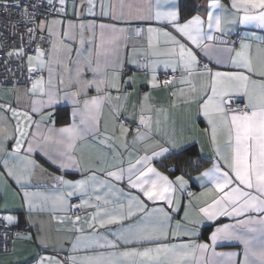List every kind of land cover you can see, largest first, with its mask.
<instances>
[{"label":"snow or ice","instance_id":"6c2138e0","mask_svg":"<svg viewBox=\"0 0 264 264\" xmlns=\"http://www.w3.org/2000/svg\"><path fill=\"white\" fill-rule=\"evenodd\" d=\"M47 2L49 5L53 4V0ZM59 2L62 6L65 4V0ZM166 2L167 0L163 3L162 0H143L136 5L121 3L117 10V5L111 3L106 5L104 0H99V14L129 25L134 22H164L179 35L180 38L164 28L151 26L147 28L148 50L144 54L152 71L151 79L147 83L153 87L160 84L156 69L161 63L174 74L177 71L182 73L181 85H192L190 78L195 75L206 77L199 91L195 86L191 91L197 94V115H202L206 119L207 127L202 131L209 136L215 154L212 166L201 172L198 178H206L211 187L205 188L199 194L188 193L197 202V207L193 210L190 200L189 204L184 206L182 220H177L175 227L172 226L173 216L178 214L182 207L175 193L177 188L184 191L188 181L184 175L176 176L175 180L169 179L152 165V161L155 157L168 153L169 145L172 149H177L181 148L185 141L176 137L174 127L169 132L166 122L165 127L161 129L160 120L156 121L157 134L163 130L166 139L163 142L154 140L151 134V116L145 115L146 111H151V106L147 104L150 98L148 93L143 96L144 104L136 123L134 141L153 143L145 148V154L139 156L135 163L129 160L127 168H124L122 166L124 161L120 159V153L114 147L115 141L122 138L119 146L124 150L128 149L127 135L130 129L124 123L119 125V138L106 136L104 140L98 141L115 153L111 162L106 154H98L90 158L91 162L85 169L82 163L83 156L78 158L75 155L79 142L90 136L99 135V122L104 104L112 99L111 89H120V72L123 67L119 60L121 45H127L131 38L130 33L140 35L144 29L118 27L116 23L97 24L94 20L81 22L79 44L83 47L88 43L93 47L87 50L86 55L81 48L76 49L77 67L72 77V69L69 68L67 59L70 58L73 49L70 43H65V39L76 41L74 30L77 25L69 21L68 29L61 34L54 29L55 25L62 24L60 20L41 19L36 22L39 15L37 9L41 7L36 0H12L11 4L9 0H0V9L15 7L18 10L19 19L9 21L7 27L15 31L23 25L26 29L24 34L29 37L30 43L34 42V34L37 31L43 32L45 29L49 36L56 37L51 41V50L47 54L39 46L35 48V57L28 55L24 47L8 53V56L15 55L19 58L27 56L30 74L37 68L43 71L47 67L48 79L39 76L31 81V87L27 89L30 95L40 97L32 101V113H41L45 106L54 107L60 99L70 100L74 105L71 113L72 122L60 128L49 127L47 134L41 131V122L34 121L29 112L12 108L8 104L0 106L10 111L12 117L16 119L13 130L0 127V152L5 156L3 159L5 173H0V176L13 178L23 190L22 199L29 212L37 207L36 197L41 198L42 205L51 202L53 207L63 208L67 198L77 192L107 189L103 195L95 196L94 204H90L91 197L82 201V205H90L96 209L86 221L87 235H84V228H75L81 235H78L72 244L73 252L83 247L86 251L92 250L94 254L73 255L63 260L56 256L41 255L35 260V264H264V37H258L255 33L249 36L246 33L238 41L233 40L231 44L223 38L231 34L236 24H255L264 29V0H230V7L223 5L220 0H208L206 17L195 14L183 23L180 22L179 8L171 4L166 6ZM81 7H85L83 0ZM86 7L89 13L95 15V0H87ZM126 7L127 12L124 11ZM59 11L63 12L64 8L61 7ZM85 32L91 35L86 37ZM214 33H220V36ZM24 34L21 35V40ZM161 35L166 38L165 43L171 44V47H160ZM184 38L186 40L182 43L181 40ZM253 41H256L255 55ZM192 46L209 62L215 60L217 65H230L234 70L213 71ZM81 56L83 61L80 59ZM132 63L136 64L138 61L133 60ZM53 65L62 66L63 71L72 77L66 86L75 88L76 91H66L63 96L60 95L59 89L53 83ZM86 69L91 70L94 77L99 75L101 78L83 80L82 73ZM109 69L113 73L111 79L107 76ZM125 83H135V78L129 77ZM59 84H65L63 75L59 77ZM163 84L168 87L172 81L166 79ZM93 86L98 94L84 99L81 108L79 97L87 96V89ZM170 95L175 97L177 93L172 92ZM180 95H184L183 88ZM236 98L245 102L232 107L229 102ZM172 107H176L175 103ZM166 111L163 108L157 109V112ZM119 115L117 112L116 116ZM77 116L79 123L76 122ZM44 120L55 123L50 113L47 116L41 114V121ZM33 125L35 131H31ZM141 127L147 131L142 133ZM108 139H112L114 143L109 144ZM188 139L194 140L195 137L191 136ZM9 140H15L10 152L6 149ZM37 148L41 149L53 164H58L60 169L77 168L89 171L91 175L78 180L65 179L63 175L52 176L58 185L71 189L60 191L53 196L29 192L26 182H30L37 174V169L41 174L47 171L31 159V154ZM149 150L151 155L147 154ZM22 152L26 154L21 155ZM9 158L15 159L17 163L10 165ZM97 171L110 179L98 180ZM125 174L130 189L138 190L147 201L166 203L167 209L149 208L140 195L125 194L123 189L111 183V180L117 182L124 180ZM123 200H127V203L125 204ZM12 211L7 203L0 206V221L5 222V228L19 223V218L12 215ZM220 217L233 218L235 223L217 226L210 234V243L197 242L196 238L201 234L200 228L206 222H214ZM72 223L80 225L81 217L76 216ZM28 226L39 228L41 231L25 234L20 230L17 235L29 241H36L38 246L44 249H47L50 243L53 246L60 243L58 240L53 241L50 234L43 232V225L33 221L31 217ZM113 226L116 227V231H111ZM98 230H104L107 235ZM218 242H238L242 245V259L239 258L241 252L217 251Z\"/></svg>","mask_w":264,"mask_h":264},{"label":"crops","instance_id":"0c3cea01","mask_svg":"<svg viewBox=\"0 0 264 264\" xmlns=\"http://www.w3.org/2000/svg\"><path fill=\"white\" fill-rule=\"evenodd\" d=\"M47 1V0H46ZM143 0H104V3L107 5L109 3L117 5V10L119 4L123 3L125 5L132 4L136 5L137 3H142ZM165 0H162V3ZM220 2L226 7H230V0H220ZM53 3L58 4L64 8V11H59L58 14L43 18L47 20H60L62 24H58L54 26L55 31L60 32L68 29V23L71 21L75 25H77L74 30L76 34V41L72 42L71 40L65 39V43H70L72 45V51L70 53V58L67 59V63L69 68L72 69V77L75 75V68L77 67V53L76 49L81 48L84 55L87 54V50L93 45L86 43L83 47L79 44V24L81 22L87 23L88 21H95L97 24L103 23H116L118 27H130L135 29V26L139 25L144 29V32L140 37H136L135 33H130L131 38L128 40L127 45H121L119 52V60L122 63L123 67L120 72V89H111L112 99L110 101H106L103 107V113L100 117L99 122V135L95 137H88L86 140L79 142L76 145L77 151L75 155L79 158L83 156V166L86 169L87 165L91 162L90 158H94L98 154H106L108 160L111 162L113 155L115 154L113 151H110L105 145L100 144L99 140H104L105 137H120V128L119 125L121 122V118H125L128 120L127 123H124L126 127L130 129V132L127 135L128 149L124 150L119 146L120 139H117L114 143L112 139H108L109 144L114 143V147L117 152L120 153V159L124 161L123 167L127 168L129 160L135 163L136 159L139 156L145 154V148L148 147L149 144H152L153 141H148L146 144L144 141L135 140L136 136V123L138 122V117L140 114V109L144 104L143 96L145 93L149 94V100L147 104L151 106V111L145 112L146 116H151L152 123V136L154 140H160L161 142L166 139L164 136L163 130L157 134L156 121H161V129L165 127V122L167 125V129L171 132L172 128H175V134L178 139H183L185 143L181 145V148L172 149L169 145L170 151L168 153L163 154L162 156L155 157L152 161V165L157 168L158 171L164 173V175L168 176L169 179L175 180L176 176L184 175L185 180L188 181L186 188L184 191H180L177 188L175 195L179 197L181 201L182 207L179 210L178 214L173 216L172 226L175 227V222L177 220H182L184 215V206L189 204V201H192V209L195 210L197 207V202L186 194L188 189H193L192 193L199 194L204 191L205 188L211 187V184L208 183L207 179H199V174L203 172L206 168H210L215 159V154L213 148L209 142V136L205 135L202 129L207 127L206 119L202 115H197L198 113V104L196 102V93L191 91V88L195 86L197 91L202 87L203 82L206 80V77L195 75L191 77L192 85L180 84V76L172 79L171 86L165 87L163 82L159 80L160 72H172L171 69H165L164 65L161 63L157 66L156 76L160 81L158 86L153 87L148 84L147 81L151 79L152 71L148 66L147 72H142L138 69V63L133 64L132 61L136 60L139 62L140 59H146L149 63L148 58L145 57V52L148 50V33L147 28L149 26L156 28H164L167 31L173 33V35H179L172 29V27L164 22H155L152 21L150 23H138L134 22L132 24H126L123 21H115L111 17H102L100 16V7L99 0H95L96 7L94 9L95 15L89 13L86 5L87 0H83L85 7H81V0H65V4L62 6L59 0H53ZM186 3L187 12L183 16L182 15V0H167L166 6L171 4L175 5L179 8L181 13V23L185 22L187 19L191 18L192 15L200 14L206 17V11L208 7V0H193L189 4ZM184 7V5H183ZM125 12L128 11L127 7L124 9ZM206 29V26H205ZM99 30L97 29V35ZM49 36L47 29L43 31ZM239 33L241 36L246 33L251 36L252 33H255L258 37H264V29L256 26L255 24L241 25L236 24L233 26V30L230 35ZM217 34V33H214ZM84 35L90 36L91 33L85 32ZM229 35V36H230ZM51 41L56 39L55 36H49ZM165 37L162 35L159 37V44L161 48L171 47V44L165 43ZM186 38L182 39L181 42H185ZM98 42V41H97ZM256 41H253V55H255ZM231 44V42L229 43ZM190 45V42H189ZM191 46V45H190ZM197 51L198 56L202 59H205L209 62L207 58H203V54ZM236 47H239V44H236ZM51 50V47L48 51ZM48 51H45L47 54ZM29 55L35 57L36 52H32ZM81 61H83V56H81ZM28 63V61H27ZM35 64V61H33ZM210 63V67L213 71H230L234 70L230 65H217L215 60H212ZM53 83L59 89L60 95L63 96V93L66 91H76L75 88L67 87V83L69 79L72 77L69 76L68 73L63 71L62 66L53 65ZM37 70L40 72L36 78L39 76H43L45 80L48 79V70L47 67L41 71L39 68ZM63 75L65 79V84H59V77ZM113 73L112 70L109 69L107 72V76L111 79ZM129 77L135 78V83H125V81L129 80ZM35 78V79H36ZM83 80H92V79H100L99 75L94 77V74L91 70L86 69L82 73ZM31 86H0V106L8 104L12 108H17L20 111H27L29 114L33 116L34 121H40L42 124L41 131L44 134H47V129L49 127L60 128L66 126L67 124L72 122L71 113L74 105L70 100L60 99L58 103L54 107H47L41 110V113H32V101L34 99H39L40 97L32 96L27 92V89ZM181 88L184 89V95H180ZM172 92H176L177 95L175 97L171 96ZM95 86L87 89V96L81 95L79 97L81 104L80 107H83V100L90 98L91 96L97 95ZM103 94V93H101ZM119 97V99H116ZM244 101L243 99L236 98L229 103H231L232 107L236 101ZM185 101H189L185 103ZM245 102V101H244ZM175 103L176 107H172V104ZM122 106V107H121ZM166 109V112H157V109ZM117 112L120 113L119 117L116 116ZM52 115V119L55 123H51L50 121L44 120L41 121V114L47 116L48 114ZM115 118V119H114ZM23 119V118H21ZM76 122L79 123V116H77ZM16 124V119L12 117L10 111H6L2 107H0V127H7L10 131L14 129ZM105 124H107V132H105ZM115 129V131H113ZM35 127L33 125L31 131H35ZM147 129L141 127V132H146ZM194 136V140H189L188 137ZM96 141V143H93ZM15 140H9L6 145L7 151H11L12 146L14 145ZM189 146H196L198 152L200 154L201 164L193 171H188L182 168H177V166L173 163L163 164L162 160H165L170 154L180 152ZM27 145L25 144V148ZM80 149L84 151L81 152ZM26 153L22 152L21 155ZM147 154L151 155V151L149 150ZM5 158L4 153L0 152V173H5V169L3 167V159ZM55 158V157H53ZM31 159H34L38 164H40L44 169H46V173L41 174L39 169H37V174L31 179L30 182H26L27 190L33 193H43L48 196H53L60 191H70L71 189H67L63 185H58L57 182L52 179V176L63 175L65 179L70 180H78L86 178L91 175L89 171H81L77 168H69V169H60L58 164H53L47 156L44 155V152L37 148L32 154ZM17 161L13 158H9V164H15ZM173 166L175 169L169 171L168 167ZM99 167V166H98ZM180 167V166H179ZM177 168V169H176ZM189 168V167H188ZM98 180H108L110 178L106 177L104 173L99 171L96 172ZM6 182V183H5ZM111 183L120 189H123L125 194L132 195H140L141 199L145 201L149 208L153 207H165L167 209V205L164 202L153 203L151 201H147L138 190H132L129 188L127 183V174H125V178L122 181L111 180ZM203 185V187L201 186ZM107 189H99L96 192H93L91 189L88 190L87 193H79L77 192L75 195L67 198V203L63 208L53 207L51 202L47 205L41 204V198L36 197L35 203L37 207L29 212L28 207L24 204L22 196L23 190L15 183L14 179L11 177H7L6 175L0 176V206H3L5 203L8 204L9 208L13 209L11 212L12 215H16L19 218V223L17 225L26 227L25 234L31 232L33 234L41 231V229L36 227L28 226L29 217L39 224L43 225V232L50 234L53 241L58 240L60 243L53 246V244H49L47 249H44L38 246L36 241H29L22 236H19L14 239L12 242L11 248L7 252H0V264H35V260L38 259L39 256H56L58 259H66L70 256H84V255H92L94 254L92 250H84L83 247L80 250L73 252L72 244L75 242L76 237L81 235L75 231L76 227H82L85 229L84 235H87V223L86 221L91 218V213L96 209L90 205H82V201L88 200L91 197L90 204H94L96 195H103ZM74 202L80 207L81 212L78 214L72 213V208L74 206ZM126 204L127 200H123ZM7 214V213H4ZM76 216L81 217V224L76 226L73 225L72 220L75 219ZM62 221V222H61ZM235 223V220L230 217H220L216 221L208 223L200 228V235L196 238L197 242H209V237L211 232L217 227L223 224ZM207 229V232L205 230ZM103 235H107V232L104 230H98ZM111 231H116V227L113 226ZM185 240L187 237L184 238ZM178 242V241H174ZM217 251H237L241 252L239 258L242 259V245L238 242H218Z\"/></svg>","mask_w":264,"mask_h":264},{"label":"built area","instance_id":"2783aa9c","mask_svg":"<svg viewBox=\"0 0 264 264\" xmlns=\"http://www.w3.org/2000/svg\"><path fill=\"white\" fill-rule=\"evenodd\" d=\"M12 3V0H9V4ZM37 4H40L41 7L37 9L39 15L36 17V22L43 18L52 17L59 13L60 6L58 4L53 3L49 5L46 0H36ZM9 13L11 14L9 16ZM18 10L15 7H10L9 9H0V86H31V81L36 78V76L40 73L36 70L33 73H29L28 71V63L27 56L23 58H19L15 55L8 56V53L13 51V49L24 47L25 52L29 55L32 52H35V48L39 46L44 51H48L51 47V38L41 31H37L35 35L34 42H29V37L24 34L26 29L23 25H21L17 30H13L7 27L9 21H16L19 19ZM141 28V26L137 25L135 28ZM14 33V34H13ZM23 35V40H21V35ZM216 36H220V33L215 34ZM136 37H140L135 33ZM43 37L41 40L40 38ZM241 35L239 33L233 35H227L223 38L227 40L229 43L233 40L238 41ZM204 63H208L210 67V63L203 59ZM138 69L142 72L148 71V61L146 59H140L138 62ZM181 75L180 71H177L175 74L173 72H160L158 77L159 80L164 82V80L172 81L173 78ZM1 103V102H0ZM244 101H236L234 106L242 105ZM121 122L127 123L128 120L125 118L120 119ZM173 166L168 167V170H174ZM193 189H188L186 194L192 192ZM81 212L80 207L74 202V206L72 208L73 214H78ZM5 222L0 221V252H7L10 250L12 242L15 238L19 237L17 232L23 230L24 233L26 231V227L24 226H8V228L4 227ZM5 233H7V238H5ZM6 249V250H5Z\"/></svg>","mask_w":264,"mask_h":264},{"label":"trees","instance_id":"16d2710c","mask_svg":"<svg viewBox=\"0 0 264 264\" xmlns=\"http://www.w3.org/2000/svg\"><path fill=\"white\" fill-rule=\"evenodd\" d=\"M191 1L193 0H182V15L183 16L187 12L186 10L187 7H186L185 2H188L189 4ZM199 159H200V154L196 146H189L188 148H185L180 152L170 154V156H168L165 160H162V163L167 165V164L174 162V164L177 166L178 169L179 168L185 169L186 167L187 168L186 170L191 172L194 169H196L198 166H200L201 164L200 161L202 160H199ZM205 232H207V229L205 230Z\"/></svg>","mask_w":264,"mask_h":264}]
</instances>
